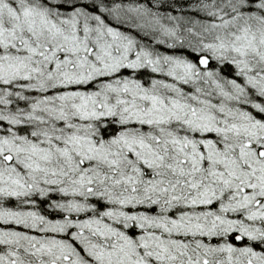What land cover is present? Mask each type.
<instances>
[{"label":"snow or ice","instance_id":"6c2138e0","mask_svg":"<svg viewBox=\"0 0 264 264\" xmlns=\"http://www.w3.org/2000/svg\"><path fill=\"white\" fill-rule=\"evenodd\" d=\"M0 264H264V0H0Z\"/></svg>","mask_w":264,"mask_h":264}]
</instances>
